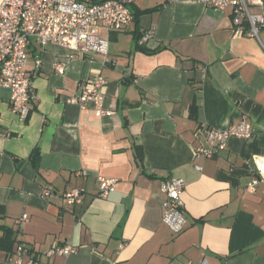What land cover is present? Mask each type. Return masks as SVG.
I'll list each match as a JSON object with an SVG mask.
<instances>
[{"label": "crops", "instance_id": "0c3cea01", "mask_svg": "<svg viewBox=\"0 0 264 264\" xmlns=\"http://www.w3.org/2000/svg\"><path fill=\"white\" fill-rule=\"evenodd\" d=\"M249 2L264 19V4ZM132 12L137 19L109 35L107 56L67 61L63 48L28 46L25 120L0 88V228L14 232L13 253L24 246V264H264V179L253 194L246 189L254 157H264V23L262 47L235 35L231 9L138 0ZM96 75L106 81L110 118L67 103ZM241 121L251 139L231 138L223 150L207 144L206 130ZM99 178L116 180V189L100 197ZM170 178L185 184L179 234L162 221L160 185ZM74 188L84 197L70 206L64 194ZM65 244L76 254L43 255ZM6 257L0 251V264Z\"/></svg>", "mask_w": 264, "mask_h": 264}, {"label": "built area", "instance_id": "2783aa9c", "mask_svg": "<svg viewBox=\"0 0 264 264\" xmlns=\"http://www.w3.org/2000/svg\"><path fill=\"white\" fill-rule=\"evenodd\" d=\"M138 0H0V88L10 92V109L18 118L25 120L29 114L28 102L31 97V82L25 69L28 61L27 49L31 43L42 48L60 47L69 52L67 61L76 58H86L94 54L107 56L109 35L127 28L133 21L132 6ZM198 4L215 9H231L232 15L239 20L236 36H247L257 40L263 47L259 33L264 23L262 15H254L249 11V0H196ZM255 5L262 6L264 0H254ZM102 32H104L102 34ZM153 32L141 36L139 45L148 42ZM264 48V47H263ZM105 58L104 63H108ZM36 64H40L39 61ZM52 68L59 74L64 72V65L54 61ZM106 81L101 75L87 80L75 96L67 103L86 110L90 106L95 118H110L112 110L105 108L104 89ZM206 141L218 150L226 148L231 138L249 140L252 138L250 125L241 121L225 130H206ZM211 156V151L200 149L198 154ZM257 165L256 178L247 186V192L253 194L256 186L264 179V157H254ZM197 171L201 168L196 166ZM100 197H106L116 189L114 179L99 178ZM185 184L183 180L170 178L160 185L164 196L161 205L162 221L173 233H181L187 226L184 216L181 194ZM44 198H49L51 192L42 191ZM84 192L71 189L64 194V199L70 206L82 203ZM26 215L22 220L26 221ZM121 248V246H120ZM76 254V248L69 244L53 245L44 252L48 259L67 257ZM27 249L18 246L13 255L7 256L1 264H24ZM25 264H34L33 258H28ZM207 264L205 259L197 263Z\"/></svg>", "mask_w": 264, "mask_h": 264}, {"label": "trees", "instance_id": "16d2710c", "mask_svg": "<svg viewBox=\"0 0 264 264\" xmlns=\"http://www.w3.org/2000/svg\"><path fill=\"white\" fill-rule=\"evenodd\" d=\"M134 19L136 20L137 18H134ZM140 38L141 36L137 37L136 41H139ZM138 49H141V48L138 47ZM195 108H196V105L192 106V112ZM36 157H37V154H35L32 159H35ZM0 229L3 232V236L0 238V251L5 252L6 256H10L13 253L14 232L11 229L5 228V227H2Z\"/></svg>", "mask_w": 264, "mask_h": 264}, {"label": "rangeland", "instance_id": "374dc122", "mask_svg": "<svg viewBox=\"0 0 264 264\" xmlns=\"http://www.w3.org/2000/svg\"><path fill=\"white\" fill-rule=\"evenodd\" d=\"M104 32H102V34H103Z\"/></svg>", "mask_w": 264, "mask_h": 264}]
</instances>
